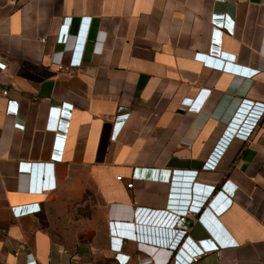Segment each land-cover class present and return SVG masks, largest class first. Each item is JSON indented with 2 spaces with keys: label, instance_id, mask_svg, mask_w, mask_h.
I'll list each match as a JSON object with an SVG mask.
<instances>
[{
  "label": "crops",
  "instance_id": "0c3cea01",
  "mask_svg": "<svg viewBox=\"0 0 264 264\" xmlns=\"http://www.w3.org/2000/svg\"><path fill=\"white\" fill-rule=\"evenodd\" d=\"M243 99L264 102V0H0V264H177L202 238L187 264H264V113L222 140ZM218 190L206 226L188 208ZM110 222L135 233L119 251Z\"/></svg>",
  "mask_w": 264,
  "mask_h": 264
},
{
  "label": "built area",
  "instance_id": "2783aa9c",
  "mask_svg": "<svg viewBox=\"0 0 264 264\" xmlns=\"http://www.w3.org/2000/svg\"><path fill=\"white\" fill-rule=\"evenodd\" d=\"M84 20H89V18L84 17ZM212 21L215 25L217 24L220 26H225L226 24H229L227 23L228 20H226V23H225L224 16L222 15L215 14L212 18ZM67 27H68V23L62 25L61 32L58 37L60 40L66 39L67 33L65 32V29H67ZM197 57L203 60V62H205L206 64H209L210 66H213V67H216L222 70H228L232 73L240 74V75L247 76V77H251L252 75L256 74L259 71V69L257 68H244L243 66L234 65L229 61L226 62L224 59H213L211 57H208L205 53L198 52ZM80 59H81V55L79 54V56H75L71 60L70 63L72 65L79 64ZM244 69L245 70L248 69L249 71H244ZM4 92L6 91L4 90ZM61 113L64 114L66 113V111L62 109L60 106H51L49 108V117H52L53 115L59 116L61 115ZM263 113H264V102H259V101L250 100V99L241 100L236 111L234 112L233 117L227 124L225 132L222 135L223 142L228 143V141H230L234 137H240L243 139H247L252 129L254 128V125L261 118ZM48 126L50 128L57 130L58 127H61V124H59L57 121L52 122L50 120L48 122ZM231 127H233L234 130L232 134H229V130H231ZM224 147L225 146H221L215 150L214 156L211 157V160L206 163V166L214 167L216 165L219 155H221L222 151L224 150ZM117 178L120 179L121 175H118ZM48 179H50V172L48 173L46 183L44 182H40L38 184L31 183V187H30L31 190L41 191L43 189H49L51 187H54L55 186L54 182ZM132 184H133L132 180L127 182L128 186H132ZM219 199L221 200V204L215 207V201ZM231 202H232L231 197L221 192V190H218L214 193V196L212 197V199L207 203V205L203 209H201V206L197 204H191L188 210L189 211L195 210V212L197 213V219L202 224L208 226L205 214L207 212V208L210 207L209 204L215 207V210L219 212V211H222L223 209H226L230 205ZM172 211L175 214H177L176 215L177 217L172 222L173 226L170 228L171 232L173 233V235H175V237L171 242H167V243L172 246V248L170 249L174 250L178 242L184 236H185V239H187L186 233L188 229L189 220L185 214H181L179 212L178 208L176 209V211L174 210ZM127 226L130 227L131 225H125L124 223H121V222H114V223L110 222L111 231H113L114 233H118L117 236L116 235L111 236L112 238L111 247L117 251H119L120 243L122 241V237L120 235L135 236V233L133 232V230H131L130 228H127ZM219 243L224 245V244H234L236 242L232 238H228L224 240H219ZM218 246L219 244L217 242H214L213 240H209V238H202L198 240L197 244L196 243L194 244V247L191 248L190 253H185L183 252L182 248H179L178 249L179 252L177 254L175 253L172 256V259L175 261V258H177V264H187V262L189 263L193 260H196L200 254L206 251L218 249Z\"/></svg>",
  "mask_w": 264,
  "mask_h": 264
},
{
  "label": "clouds",
  "instance_id": "9594fccd",
  "mask_svg": "<svg viewBox=\"0 0 264 264\" xmlns=\"http://www.w3.org/2000/svg\"><path fill=\"white\" fill-rule=\"evenodd\" d=\"M233 130V127H231V130H229V134H232Z\"/></svg>",
  "mask_w": 264,
  "mask_h": 264
}]
</instances>
